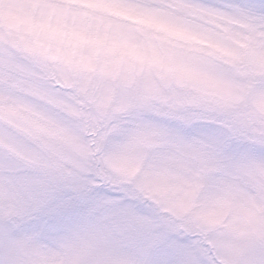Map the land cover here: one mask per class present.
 <instances>
[{"label":"clouds","instance_id":"clouds-1","mask_svg":"<svg viewBox=\"0 0 264 264\" xmlns=\"http://www.w3.org/2000/svg\"><path fill=\"white\" fill-rule=\"evenodd\" d=\"M0 264H264V0H0Z\"/></svg>","mask_w":264,"mask_h":264}]
</instances>
